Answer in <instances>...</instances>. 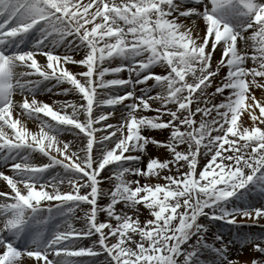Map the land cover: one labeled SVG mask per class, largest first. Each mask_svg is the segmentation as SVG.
I'll list each match as a JSON object with an SVG mask.
<instances>
[{
	"label": "snow or ice",
	"instance_id": "1",
	"mask_svg": "<svg viewBox=\"0 0 264 264\" xmlns=\"http://www.w3.org/2000/svg\"><path fill=\"white\" fill-rule=\"evenodd\" d=\"M0 166V264H264V0H0Z\"/></svg>",
	"mask_w": 264,
	"mask_h": 264
},
{
	"label": "rangeland",
	"instance_id": "2",
	"mask_svg": "<svg viewBox=\"0 0 264 264\" xmlns=\"http://www.w3.org/2000/svg\"><path fill=\"white\" fill-rule=\"evenodd\" d=\"M202 22L203 21H199L198 22L199 25H200V28H201ZM74 54L75 53H73L74 58L78 60L79 58H77ZM219 58H220V55H219V52L217 51V53L214 55L213 62L215 63V61L219 60ZM156 71L160 72L161 69L157 68ZM121 75H122L123 78L127 79V73L126 72L122 73ZM57 96H58L57 94L54 95V97H57ZM221 99H222V97H217L215 102L218 103V102H220ZM49 104L53 105L52 103H49ZM54 107L56 108L55 105H54ZM100 111H102V110L101 109H97V113L100 112ZM146 114L147 115H153V116L155 115V113H152V112L146 113ZM120 115H121L120 111H117L115 113V115L110 118V122L112 124H114V125L119 123L120 122ZM145 135H149V136L154 137L155 139L161 140V141H166L167 140V133H161L159 131L145 132ZM149 157H159L161 160H166V159L170 158L166 149L159 148L156 145H152V144H149L147 146V154L144 157V160H143V163L141 164V167H144L147 164ZM0 171H4L5 174L11 175V172L7 168H4L2 166H0ZM130 179H136V177H130ZM143 182L144 181L142 180L141 183H143ZM155 182H156L155 180H152V183H155ZM160 182L163 183V181H160ZM101 187H103L105 189H108L110 187V185H108L105 182V183H103L101 185ZM67 189H69V188H67ZM0 190L7 191V188L5 187L4 182H2V181H0ZM100 203L106 204L107 200H102V201H100ZM254 203L258 204L259 201L258 200L254 201ZM42 206L43 207H47V205H44V204H42ZM147 216H148V213H147V211H145L144 214L140 217V219L143 221ZM103 218H104L103 216L100 217V219H103ZM70 222L77 229L82 226L80 222H77V221H70ZM260 224L264 225V221H260ZM216 232H223V234L226 237H230L231 235H233L235 233V230L234 229L230 230L228 228V226L223 225L222 222H217L216 224L210 226V233L208 234V242L209 243L213 242L214 235H215ZM244 232H248V233H251V234H254V235H258L261 232V228L258 227V226H253L252 228H244V229L241 230V233H244ZM232 258L233 259H237L239 261V264H245V262H249L253 258H258V254H254L251 251L250 247H244L243 249H241L240 246L237 244V245H234L233 248H232ZM81 259L87 260L88 258H81ZM103 261H104V258L101 257L99 262L103 263Z\"/></svg>",
	"mask_w": 264,
	"mask_h": 264
},
{
	"label": "bare ground",
	"instance_id": "3",
	"mask_svg": "<svg viewBox=\"0 0 264 264\" xmlns=\"http://www.w3.org/2000/svg\"><path fill=\"white\" fill-rule=\"evenodd\" d=\"M200 26V25H199ZM201 28L203 29L204 28V22H202V25H201ZM72 38L69 37V40H71ZM59 51H63V49H60ZM219 52V49L217 50ZM77 58H81L82 54H74ZM38 60L43 64L45 62V58L44 57H38ZM249 67H251V63L249 62ZM68 68L73 72V73H76V72H80V71H83V69L79 66H74V65H71L69 64L68 65ZM226 73V69L224 71L221 72V76H223L224 74ZM111 78V77H109ZM49 87H51V85H49ZM69 85L67 84H64V85H61L59 88H55L53 89V92L52 93H41L40 95H38L36 98L38 100H41V101H44V102H47V103H54V101H60V102H63V101H68L70 103L74 102V103H77L79 104L81 101H80V97L79 95H77L76 93L72 92V93H69L68 95H62V94H59L63 91L64 88H68ZM57 94L58 96L57 97H54V95ZM257 97H260L261 95V91L260 90H256V93ZM16 100H19L21 99V97L19 95H17L15 97ZM56 108L58 109L59 108V105H55ZM68 112L70 113L71 112V109H68ZM94 116L97 114V109L94 108ZM14 116H15V113H14ZM50 119V118H49ZM80 119L83 120L84 117L83 116H80ZM26 126L28 127L29 130L31 131H38V122H34V121H27L26 122ZM59 139L62 141V142H71L72 145H75V148H73L72 150H75L76 148H79L82 146L81 142L77 140V138L75 137L74 134L72 133H66L64 134L63 136L59 137ZM12 174V173H11ZM106 174V173H105ZM104 175V174H102ZM68 186L65 184V185H62L61 186V190L62 191H67L69 189H67ZM51 190V189H49ZM51 203V204H55L57 203L56 201H53V202H42V204L44 205H47ZM80 211L77 210V215H80ZM73 221H76V220H73ZM79 222V221H77ZM212 257L209 255L207 256V259H211ZM81 259V258H80ZM85 264H88V259L85 260ZM99 264H103L102 262H99Z\"/></svg>",
	"mask_w": 264,
	"mask_h": 264
}]
</instances>
